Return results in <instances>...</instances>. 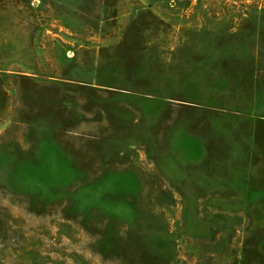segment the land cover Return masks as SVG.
<instances>
[{
    "label": "rangeland",
    "instance_id": "374dc122",
    "mask_svg": "<svg viewBox=\"0 0 264 264\" xmlns=\"http://www.w3.org/2000/svg\"><path fill=\"white\" fill-rule=\"evenodd\" d=\"M0 264H264V0H0Z\"/></svg>",
    "mask_w": 264,
    "mask_h": 264
}]
</instances>
